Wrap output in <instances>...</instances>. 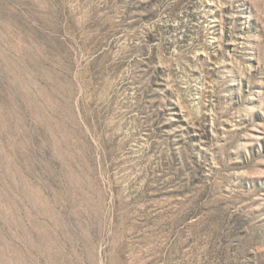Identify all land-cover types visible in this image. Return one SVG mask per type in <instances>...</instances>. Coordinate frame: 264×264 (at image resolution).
<instances>
[{"label":"rangeland","instance_id":"rangeland-1","mask_svg":"<svg viewBox=\"0 0 264 264\" xmlns=\"http://www.w3.org/2000/svg\"><path fill=\"white\" fill-rule=\"evenodd\" d=\"M0 264H264V0H0Z\"/></svg>","mask_w":264,"mask_h":264}]
</instances>
